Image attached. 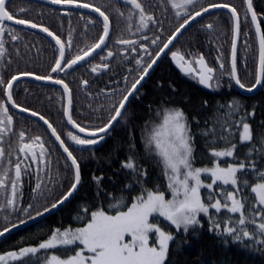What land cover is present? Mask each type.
<instances>
[{
    "label": "snow or ice",
    "instance_id": "6c2138e0",
    "mask_svg": "<svg viewBox=\"0 0 264 264\" xmlns=\"http://www.w3.org/2000/svg\"><path fill=\"white\" fill-rule=\"evenodd\" d=\"M124 2L130 6L128 15L125 17L124 12L119 9L117 15L124 17L129 38H118L116 43L128 46L135 52L137 40L131 37L139 34L141 40H148L149 37L145 33L150 30V25L159 27V21L154 13L145 10L141 0ZM47 3L60 6L59 9L51 11H62L63 15L69 18L66 39L44 24L29 19L26 15H19L12 8V0H0V69L11 64L6 36L13 42L20 40L22 29L17 26H25L39 29L54 41L56 56L49 65L50 73H67L83 61L87 62L93 73L107 70L110 58L114 55L106 43L110 39L112 29L109 14L89 0H47ZM245 3L243 20L254 25L259 39V67L255 80L250 85L242 82L237 71V41L241 34V15L235 6L219 0H210L206 5L201 4L199 0H168L170 7L175 10L176 28L165 39H161L159 35L151 39V44L157 45L154 53L149 51L147 44H139L149 59H135L138 75L133 77L130 84L127 76L123 78L125 87L120 90L119 99L111 103L107 120L99 125H82L73 118L72 89L65 79L58 75L25 70L11 73L6 78L3 71H0V90L4 95V99H0V215L5 222V226L0 229V237L26 224L28 220H34L64 205L78 192L82 182L81 161L74 152L80 151L83 154L84 150H87L94 154L96 146L106 142V137L116 132L122 123H126L128 108L140 94L141 89L138 86L149 76L153 65L166 55L165 50L170 52L171 60L185 75L196 79L207 89L220 88V79L224 75L223 62L219 64L221 73L217 76V69L209 66L203 54L191 58L179 49L169 48L182 34V30H187L197 17H202L214 9L228 10L232 21L233 40L230 70L227 75L230 81H234L235 85L245 92L252 93L257 89H264V21L261 19L264 12L257 13L253 0H245ZM74 9H91L98 13L102 18V31L93 43L83 48L78 47L74 53L66 55V49L73 48L70 17ZM19 12L26 13L27 9L21 8ZM77 14L84 18L83 13ZM88 20L93 23L91 16ZM203 27L211 30L213 24L208 23ZM159 31L163 33L164 30L160 27ZM97 49H101V52L107 49L106 55L97 53L101 62L93 63V53H96ZM16 51L18 53L19 49ZM194 62L198 67L193 66ZM129 71L131 72V69ZM22 77H32L37 81L61 86L67 96V106L63 112L66 123L78 129V132L68 130L64 134L71 143L65 142L61 132L43 114L17 103L14 98V85ZM81 82L85 86L89 83L86 79ZM232 86L230 82L228 87ZM109 91L113 95L116 94L115 89ZM9 104L20 112L38 117L47 125L51 136L59 142L58 147L66 154L64 166L70 170L72 177L67 188L50 204L46 203L42 209L35 208L34 215L32 210L35 204L40 203L37 196L46 198V194L52 191L40 177V172L44 170L51 183L48 160L50 153L42 137L26 138L24 130H20L16 135V148H11L15 121L9 111ZM204 104H207V101H204ZM220 109H223V112ZM254 116L255 108L249 111L243 102L235 97L225 104L218 103L212 126L197 130L208 147L211 166H196L195 135L188 115L179 106L158 107L155 110L156 119L145 122L141 140L145 154L155 157L161 166L166 181L164 186L155 181L153 187L147 186L149 171L138 164L136 155L131 154L136 150L135 135L130 128L126 129L130 138V154L121 161L120 167L133 176L139 185L138 193L130 201H126L124 196L112 197L107 204L109 210L105 209L102 201L91 211L87 205L81 206V212L76 216L81 226L56 227L48 238L36 245L21 246L0 253V264H170V245L175 243L176 234L198 235L203 231L205 222L208 233L220 239L225 246L232 241L245 249L264 253V134L254 137L253 127L249 122ZM192 119L195 120V117ZM6 138L9 142L7 153L4 147ZM238 144L244 146L242 154L237 152ZM33 163L36 164L33 169L36 175L33 192L36 195L32 197L33 202L25 206L22 176L32 175L28 169L32 168ZM102 179L101 176L94 177L97 197L102 194ZM125 187L132 189V184H126ZM18 212L23 213L26 219L21 218L13 222L10 217ZM161 218L170 229L174 227L175 233L161 227ZM61 252L65 255H61Z\"/></svg>",
    "mask_w": 264,
    "mask_h": 264
},
{
    "label": "trees",
    "instance_id": "16d2710c",
    "mask_svg": "<svg viewBox=\"0 0 264 264\" xmlns=\"http://www.w3.org/2000/svg\"><path fill=\"white\" fill-rule=\"evenodd\" d=\"M95 1H92L94 2L93 4L105 10L112 20L110 40L107 42L108 46L110 47L113 44L112 41L118 38H129L125 19L117 15V9L123 11L126 17L130 6L117 1L106 4L99 2V0ZM146 1L149 0H141L145 10L154 13L157 21H159V27L150 25V30L145 33L149 37L148 40H141L139 34L131 38L138 41V46L141 43L147 44L150 51L154 53L157 50V45H152L151 39L156 35L161 36V39H165L176 28L177 17L174 14L175 10L168 3H164V7L155 6L154 8H149ZM209 2L210 0L201 1L200 3L206 5ZM219 2L232 4L241 15L242 23L237 54V71L242 82L250 85L254 82L258 72L259 51L253 26L250 22L245 23L243 20L246 12L245 0H219ZM253 4L257 13L264 12V0H253ZM165 8H167V11H165ZM49 17L42 19L40 23L46 25L50 19L59 21L56 27L52 26V28L54 32L61 35L62 32L59 30L65 28L62 24L66 23L65 20L51 15ZM35 18L34 16L32 20ZM261 19L264 21V17H261ZM81 23L76 19V26L72 30L76 35L84 37L81 32L83 26H80V31L78 28ZM208 23L213 24L211 30L203 27V25ZM160 27L163 28V33L159 31ZM262 28H264V23H262ZM101 31L102 26L98 25L94 33L90 35V38L82 41L83 46L93 43ZM232 40V21L229 15L223 12L204 17L187 30L178 40L173 50L179 49L191 58L203 54L209 66L217 69V76H220L221 73L219 64L223 62L224 75L220 79V88L217 90H206L196 79L185 76L178 71L167 56L155 70L149 81L143 85L139 96L132 101L131 106L128 108L126 123H122L116 132L106 137V142L96 146L94 154L87 150H84L83 154L80 151L74 152L81 161L82 173V184L76 197L57 213L33 227L8 236L0 244V253L15 250L21 246L36 245L48 238L56 227L81 226L80 222L76 220V216L81 212V206L83 205H87L91 211L98 205V202L102 201L105 209L109 210L107 204L112 197L119 198L124 196L126 201H130L138 193L139 185L136 184L135 179L129 172L120 167L121 161L130 154V138L126 129L130 128L135 135L136 150L131 154L136 155L138 164L143 165L149 171L150 178L147 181V186L153 187L154 181L164 186L166 181L163 178L161 166L156 162L155 157L145 154L141 140V132L145 122L156 119L155 110L162 105L182 107L192 122V131L195 135L194 156L196 157V166H211V162L208 159V147L205 146L204 138L201 137L197 130L198 128L212 126L218 103L225 104L235 97L241 100L249 111L255 108V116L249 119L253 127L254 137L264 134V89L255 96H243L238 92L234 82L230 81L227 75L230 70ZM86 65L87 62L85 61L75 67V85L76 83L78 85L81 84L84 79L89 81L84 76L87 73L84 69ZM122 78H124V75H122ZM230 82L233 85L231 88L228 87ZM92 86L98 90L99 94L104 91L101 87L93 84ZM204 101H207V104H204ZM77 105H79L78 110L84 109L78 102ZM220 111L223 112V109H220ZM108 116L109 110L102 117L99 124L106 121ZM193 117H195V120L192 119ZM80 121L84 123L83 120ZM196 121H199V123L197 124ZM244 150V146L238 144V154H242ZM64 163H60L58 167L50 166L51 183L47 185L52 191L50 194H46V198H40V203L41 205L43 204V207L46 203L50 204L55 200L67 188L68 181L72 178L70 170L65 168ZM95 176L103 178L100 186L102 194L99 197H97ZM126 184H132V189L126 188ZM109 193L111 194L110 196L107 195ZM164 227L166 230H171L175 233L174 227L170 229L167 223L164 224ZM207 227L205 222L203 231L195 236L192 234L188 236H184L182 233L176 234L175 243L170 245V264H264V253L252 251L250 248L245 249L232 241H229L228 245L225 246L220 239L208 233ZM60 254L65 255L63 252Z\"/></svg>",
    "mask_w": 264,
    "mask_h": 264
},
{
    "label": "flooded vegetation",
    "instance_id": "af4514ba",
    "mask_svg": "<svg viewBox=\"0 0 264 264\" xmlns=\"http://www.w3.org/2000/svg\"><path fill=\"white\" fill-rule=\"evenodd\" d=\"M92 1L89 0V2L94 3ZM113 1L123 3L118 0H99V2H102L104 4ZM201 1H207V0H199V2ZM146 3L149 8H154L155 6L164 7V3H168V0H149L146 1ZM59 7L60 6L42 3L34 0H12L13 10L17 11V13L21 16L26 15V17L29 19H32L35 16L36 18L34 20L39 23L44 18H50L49 15L57 17L58 19L65 20L66 23L65 24L62 23L65 28L60 29L59 31L62 32L61 34L62 38L66 39L69 31V18L64 16L62 11L59 10L51 11V9H59ZM21 8L27 9V12L20 13L19 9ZM41 13L43 14L41 15ZM77 13H83L84 18H81V16L78 15ZM213 14H218V13H212L207 16ZM89 16L92 17L93 23L89 22L88 20ZM76 19L79 20V22H82L80 25H78V28L80 31L81 30L80 26H83L81 32L84 34V37H80L79 35H76L74 31H72L73 48L66 49V55H69L70 53H74L78 47L79 48L85 47L83 46L82 41L89 39L90 35L94 33L98 25L102 26L101 23L102 20L94 13H92L90 10L87 9L73 10V15L70 17L71 29L74 26H76ZM58 22L59 21L50 19L47 21V24L45 26L49 27L53 31L52 26L56 27ZM8 23L14 24V22H8ZM17 28L22 29L20 33L21 39L13 42L10 39H8L6 36V47L8 49V57L11 59V64L7 65V67L5 68L0 69V71H3L6 78L11 73L26 70V71H33L39 74L48 73L51 75H58L59 77L65 79V81L69 84L70 88L72 89L73 118L82 125H89V126L98 125L102 117H104V115L108 112L111 103H113L114 100L119 99L120 90H122L125 87L124 79L122 78V75H124V77L127 76L128 82L130 83L133 77L138 75V66L135 63V59L141 57L144 58L145 61L149 59V57L144 54V50L140 48L138 45L136 47V51L132 52L131 49L128 48V46L119 45L116 43V40H113L112 41L113 44L110 47L108 46V48L111 49L114 53L113 57L110 58L109 68L104 72L93 73L91 72L90 67L86 65L84 69L85 72L87 71L88 74L86 73V75L84 76L85 78L89 79V84L85 86L82 83L79 85L76 83L75 85L76 80L74 79L76 76H74V73L76 66H74L73 69L68 70L67 73L53 74L49 72V65L53 63V60L56 56V51L53 47L54 43L50 39H48L45 35L41 34L39 32V29H30L25 26H17ZM16 49H19L18 53ZM106 51L107 49L104 52H101L100 49L97 53H100V55H106ZM97 53L93 55V57H95V59H93V63L101 62L99 57L97 56ZM167 56L170 58V52ZM84 62L85 61H83L82 63ZM5 64H7V59L5 60ZM193 66L194 67L197 66L195 62L193 63ZM130 69L131 72L129 71ZM92 84L103 88L104 91L102 92V94L104 95L99 94L98 90L95 87H93ZM111 89L116 90L115 95H113L109 91ZM14 93H15L14 98L17 101V103H19L22 106H27L43 114L46 117V119H48L53 124V126L56 127L59 132H61L62 138H65V142L71 143L66 139L64 135L66 131L71 130V128L66 123V116L63 114L64 109L67 106V96L65 93H63L62 88L60 86H57L52 83H50V85H45L40 83V81L34 80L32 77H22L17 82V84L14 85ZM0 99H4L2 90H0ZM77 102L81 106H83L84 109L78 110L79 105H77ZM9 111L13 115L15 121V131L12 133V137H11V148L13 150L16 148L17 133L20 130H24L26 132V138L33 136L42 137L45 146L48 148L50 153V156L48 157L49 168H51L50 166L52 165L58 167L60 163L64 162L65 155L58 147L55 138L51 136V130L48 129L47 126H45L44 123L38 119V117L37 118L33 116L31 117L28 115L30 113L26 114L24 112H20L19 109L11 107L10 104H9ZM80 120H83L84 123H82ZM4 147H5V152L7 153L9 150V142L7 138L5 140ZM73 148H75V146H73ZM35 167L36 164L33 163L32 168L28 169V172L32 173V175L25 174L22 176L23 204L25 206L27 203L33 202L32 197L36 195V193L33 192V188L35 187V183H36V175L33 172V169ZM40 177L44 184H50L44 170L40 172ZM40 198L41 197L37 196L38 200H40ZM35 208L42 209L43 204L42 205L41 203L35 204L34 209L32 210L33 215L35 214ZM21 218L26 219L23 213H19V212L13 214L10 217V219L13 222H16L17 219H21ZM36 224L18 230L12 234H9L8 236L18 233L29 227H33ZM4 226H5V222L3 220L2 215H0V229H2ZM8 236H6L0 242V244Z\"/></svg>",
    "mask_w": 264,
    "mask_h": 264
},
{
    "label": "water",
    "instance_id": "95a60500",
    "mask_svg": "<svg viewBox=\"0 0 264 264\" xmlns=\"http://www.w3.org/2000/svg\"><path fill=\"white\" fill-rule=\"evenodd\" d=\"M34 1L42 2V3H47V0H34ZM118 1H121V2L125 3L124 0H118ZM47 4H48V3H47ZM87 10H90L92 13H94L96 16L99 17V14H98V13L93 12L91 9H87ZM219 12L227 13V14L229 15V12H228L227 9H214V10H211L209 13H205L202 17H197L196 20L193 21L192 24L187 28V30H189V28H191V26H193L197 21H199L200 19H202L204 16H207V15L212 14V13H219ZM249 16H250V14H249ZM99 18L102 20L101 17H99ZM252 26H253V29H254V32H255V27H254V25H252ZM187 30H182V34H181L180 36H178L177 39H176L175 41H173V45H170V46H169L170 49H172V48L174 47V45L177 43V41H178V40H179V39L185 34V32H186ZM39 32H40V31H39ZM40 33L43 34V35H45L48 39L51 40V38L48 37L46 33H43V32H40ZM255 35H256V33H255ZM256 39H257L258 51H259V39H258V36H257V35H256ZM51 41H52V40H51ZM52 42L54 43V41H52ZM239 42H240V37H239V40L237 41V54H238ZM102 47H103V46H102ZM99 50H100V49H97V50H96V53H97ZM165 52H166V55H163V56L161 57V59L158 60L157 63H156L155 65H153L152 70H150L149 76L145 77V79H144L143 81H141V85L138 86V87H140V89H141V88L143 87V85L148 81V79L153 75V73L155 72V70L157 69V67L161 64V62H162V61L166 58V56L169 54L168 50H165ZM96 53H93V55L96 54ZM170 60H171V56H170ZM171 61H172V60H171ZM172 62H173V61H172ZM81 63H82V62H81ZM173 64H174L175 68H176L178 71H180L183 75H185V74L180 70V68L177 67V65L175 64V62H173ZM196 67H198V66H196ZM258 67H259V59H258ZM185 76H188V75H185ZM233 82H234V81H233ZM40 83L45 84V85H50V83H47V82H45V81H40ZM234 85H235V83H234ZM57 86H60V85H57ZM201 86H202L203 88H205L203 85H201ZM60 87H61V86H60ZM235 87L237 88V90H238V92H239L240 94H242L243 96H246V97H252V96H255V95H257V94L262 90V89H257V90H255V91L252 92V93H248V92H245L244 90H241V89H240L238 86H236V85H235ZM205 89H206V90H211V89H207V88H205ZM130 99H131V98H130ZM126 107H127V106H126ZM26 114H27V113H26ZM28 115L31 116V114H28ZM31 117H32V116H31ZM36 118H37V117H36ZM38 119H39V118H38ZM41 122H43V121H41ZM44 125H45V124H44ZM68 125H69V127L71 128V130H73V131H75V132H78V129H74L70 124H68ZM45 126H47V125H45ZM56 142H57V144L59 143L58 141H56ZM60 149H61V148H60ZM61 151H62V153H63V150H62V149H61ZM63 154H64V153H63ZM64 155L66 156V154H64ZM81 183H82V182H81ZM80 188H81V186H79L78 192H79ZM78 192H77L76 194H74V196H73L72 198H70L69 201H66L64 205L58 207L57 209H53L50 213H45V214H44L43 216H41V217H37L36 219H34V220H30V221H28L26 224L21 225V226H19L18 228H14V229H12V231H11L10 233H6L4 237H0V242H1L6 236H8L9 234H12V233H14V232H16V231H18V230H21V229H23V228H26V227L30 226V225L36 224L37 222H40V221H42V220H44V219H46V218L52 216L53 214L57 213L59 210H61V209L64 208L67 204H69V203H70V202L76 197V195L78 194Z\"/></svg>",
    "mask_w": 264,
    "mask_h": 264
},
{
    "label": "rangeland",
    "instance_id": "374dc122",
    "mask_svg": "<svg viewBox=\"0 0 264 264\" xmlns=\"http://www.w3.org/2000/svg\"><path fill=\"white\" fill-rule=\"evenodd\" d=\"M165 222H163L162 218H161V227H164ZM165 228V227H164ZM126 239H129V237H126Z\"/></svg>",
    "mask_w": 264,
    "mask_h": 264
},
{
    "label": "bare ground",
    "instance_id": "6f19581e",
    "mask_svg": "<svg viewBox=\"0 0 264 264\" xmlns=\"http://www.w3.org/2000/svg\"><path fill=\"white\" fill-rule=\"evenodd\" d=\"M82 184V183H81Z\"/></svg>",
    "mask_w": 264,
    "mask_h": 264
}]
</instances>
